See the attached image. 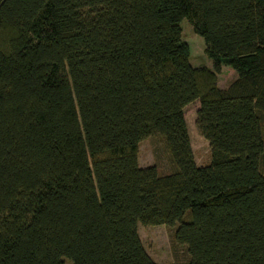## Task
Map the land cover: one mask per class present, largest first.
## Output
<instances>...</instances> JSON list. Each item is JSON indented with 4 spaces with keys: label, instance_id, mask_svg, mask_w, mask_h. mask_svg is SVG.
<instances>
[{
    "label": "trees",
    "instance_id": "1",
    "mask_svg": "<svg viewBox=\"0 0 264 264\" xmlns=\"http://www.w3.org/2000/svg\"><path fill=\"white\" fill-rule=\"evenodd\" d=\"M154 134L165 174L137 164ZM138 222L186 264H264V0H0V264H157Z\"/></svg>",
    "mask_w": 264,
    "mask_h": 264
},
{
    "label": "rangeland",
    "instance_id": "2",
    "mask_svg": "<svg viewBox=\"0 0 264 264\" xmlns=\"http://www.w3.org/2000/svg\"><path fill=\"white\" fill-rule=\"evenodd\" d=\"M181 40L189 50L188 61L192 66H206L211 68V60L204 54L203 40L192 31L191 25L185 18L180 21ZM236 76L235 71L229 66L222 65L216 75V84L219 88H225ZM198 100L187 103L183 109V117L187 126L190 146L196 165H204L209 162V147L206 140L199 134L195 127V110ZM137 164L140 167L153 165L159 174H165L172 170L173 164L170 154L164 145L160 135H150L138 142ZM188 218V212L183 219ZM165 224H136L138 238L147 255L157 264H186L188 253L185 245L174 240V227Z\"/></svg>",
    "mask_w": 264,
    "mask_h": 264
},
{
    "label": "crops",
    "instance_id": "3",
    "mask_svg": "<svg viewBox=\"0 0 264 264\" xmlns=\"http://www.w3.org/2000/svg\"><path fill=\"white\" fill-rule=\"evenodd\" d=\"M194 157V156H193ZM195 158V157H194Z\"/></svg>",
    "mask_w": 264,
    "mask_h": 264
}]
</instances>
